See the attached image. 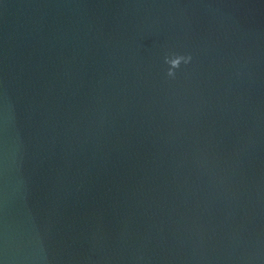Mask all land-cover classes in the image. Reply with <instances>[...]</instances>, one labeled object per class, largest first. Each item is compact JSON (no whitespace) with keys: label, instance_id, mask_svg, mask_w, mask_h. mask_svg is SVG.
Listing matches in <instances>:
<instances>
[{"label":"water","instance_id":"obj_1","mask_svg":"<svg viewBox=\"0 0 264 264\" xmlns=\"http://www.w3.org/2000/svg\"><path fill=\"white\" fill-rule=\"evenodd\" d=\"M0 264H264V1L0 0Z\"/></svg>","mask_w":264,"mask_h":264},{"label":"clouds","instance_id":"obj_2","mask_svg":"<svg viewBox=\"0 0 264 264\" xmlns=\"http://www.w3.org/2000/svg\"><path fill=\"white\" fill-rule=\"evenodd\" d=\"M191 59H192L191 54H188V57H187L186 63L190 62ZM171 63H172V65H173V67H172V68H169V70H168V72H167V75H168L169 77H174V76H175V73H174V71H173V68L178 67V65H179V60H174V61H172Z\"/></svg>","mask_w":264,"mask_h":264}]
</instances>
